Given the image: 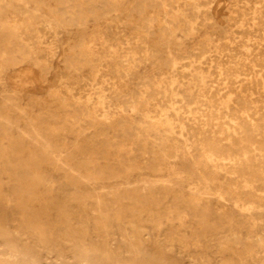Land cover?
I'll use <instances>...</instances> for the list:
<instances>
[{"label":"rangeland","instance_id":"rangeland-1","mask_svg":"<svg viewBox=\"0 0 264 264\" xmlns=\"http://www.w3.org/2000/svg\"><path fill=\"white\" fill-rule=\"evenodd\" d=\"M262 83L264 0H0V264H264Z\"/></svg>","mask_w":264,"mask_h":264},{"label":"bare ground","instance_id":"bare-ground-1","mask_svg":"<svg viewBox=\"0 0 264 264\" xmlns=\"http://www.w3.org/2000/svg\"><path fill=\"white\" fill-rule=\"evenodd\" d=\"M164 20V19H163ZM251 37V36H250ZM94 79V78H93ZM237 83V82H236ZM263 84V83H262ZM264 85V84H263ZM171 87V86H170ZM236 87V86H235ZM239 89V88H238ZM242 92V91H241ZM173 93V90H172ZM171 94V93H170ZM230 94V93H229ZM171 96V95H170ZM234 99V98H233ZM258 99V98H257ZM227 101V100H226ZM234 101V100H233ZM235 102V101H234ZM234 104V103H232ZM235 106V105H234ZM229 107V106H228ZM247 107V106H246ZM257 109V108H256ZM249 112V111H248ZM251 112V111H250ZM257 112V111H256ZM249 118H251L250 114L248 115ZM237 124V123H236ZM255 125V123H254ZM253 125V126H254ZM37 134V133H36ZM262 134V131L260 127H254L253 130L251 131V134L240 136L238 134V130L235 128L234 131L228 135H211L208 136L206 141L208 145V151L210 153V156L215 155L221 160H228L232 163H236L237 160L240 158L241 154L239 150H242L245 154L248 153L249 151V146L251 144H254L256 141V137L260 136ZM227 139L228 141L223 143L222 140ZM259 139V138H258ZM259 141V140H258ZM264 141V139H263ZM204 143V142H203ZM257 147V146H256ZM255 147V148H256ZM174 153V152H173ZM245 157V156H244ZM249 166V165H248ZM258 177L262 178L263 175L261 172H255ZM232 184V183H231ZM264 187V186H263ZM0 197H4V189L1 187L0 189ZM251 207V206H250ZM7 244L9 247H12V242L10 239H7ZM130 245V243H129ZM137 245H141L140 243ZM134 246V245H133ZM136 247V246H135ZM264 247V246H263ZM221 248V247H220ZM131 249V248H130ZM9 250V249H8ZM8 252V251H7ZM131 253V251H130ZM81 260V259H80ZM77 262V261H76ZM84 263V262H83Z\"/></svg>","mask_w":264,"mask_h":264}]
</instances>
